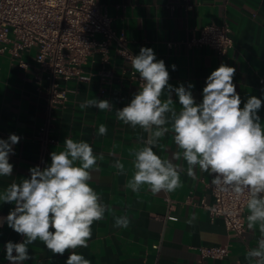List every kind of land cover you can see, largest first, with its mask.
Returning <instances> with one entry per match:
<instances>
[{"label":"crops","instance_id":"obj_1","mask_svg":"<svg viewBox=\"0 0 264 264\" xmlns=\"http://www.w3.org/2000/svg\"><path fill=\"white\" fill-rule=\"evenodd\" d=\"M110 17L111 26L123 33L133 55L141 47L154 50L157 59H163L170 73L169 83H192L196 102L202 101V90L207 77L221 63L236 68L234 84L246 102L249 96L264 100V0H192L187 9L179 0H95ZM226 23L233 40L227 52L218 56L207 46L188 45L197 34V28L209 23ZM170 43V44H168ZM34 49L24 51L22 57L28 67L16 65L7 55L0 54V138L10 134L21 137L10 156L14 170L9 177H0V191L11 182L19 183L30 177L29 169L38 166L40 147L37 134L46 119L47 84L45 74L36 78L37 70L32 60ZM109 63L101 64L98 56L82 65L84 78H71L58 82L68 89L67 101L51 109L46 132L49 141L43 154L41 168L50 164V153L63 150L66 137L88 142L95 154H104L98 160V170L92 171L90 186L100 195L110 211L104 219L94 222L87 248L75 251L91 264H248L245 259L249 248L257 246L260 236L258 225L248 228V210L244 214L246 228L242 238L228 234L219 217H210L200 201L213 200L209 185L212 176L197 167L194 177L182 165V187L174 192L153 195L142 186L139 192L126 187L132 176L131 153L140 147V137L147 134L139 127L133 129L118 121L115 110L130 103L139 90L135 80L128 76L130 62H123L113 48L109 50ZM175 65V70L172 69ZM132 68V67H131ZM101 71L105 74H101ZM107 99L113 111H100L96 107L81 109L85 99ZM166 95L161 99H166ZM173 100L178 98L173 94ZM264 126V106L258 113ZM100 124L107 126V134L98 135ZM172 132L161 139L159 155L168 157L178 151ZM119 159L125 164V174L113 167ZM167 199L170 204L168 205ZM13 204L0 203V217H5ZM127 215L130 225L126 229L114 228L113 217ZM171 215V218L168 217ZM23 237L3 224L0 227V264L5 259L7 241L21 242ZM228 244L229 253L223 258H198L201 245ZM32 259L24 264H65L69 255H54L43 242L29 245Z\"/></svg>","mask_w":264,"mask_h":264},{"label":"clouds","instance_id":"obj_2","mask_svg":"<svg viewBox=\"0 0 264 264\" xmlns=\"http://www.w3.org/2000/svg\"><path fill=\"white\" fill-rule=\"evenodd\" d=\"M128 60L133 74H138L139 90L130 103L115 110V115L124 125L142 129L147 138L140 137L141 146L131 153L133 172L126 187L136 193L147 186L153 195L174 192L182 187V165L176 163L181 160L186 162L189 176L194 177L197 167L209 173L217 189L237 198L247 195L248 228L255 230L258 225L260 236L245 259L248 264H264V126L258 114L264 100L249 96L241 107L242 98L233 82L236 68L224 63L207 77L202 101L197 103L192 92L195 85L170 84L165 61L157 59L152 48L141 47L139 54L128 56ZM79 107L113 111L107 99H85ZM107 131L105 124L99 125L98 135ZM169 131L178 151L162 157L154 149L161 147V139ZM20 139L14 133L0 138V177L12 175L10 156ZM50 158V164L43 168L31 167L29 178L13 181L0 191V203L14 205L7 216L0 217V227L6 223L23 237L21 242L5 243L9 264L31 260L28 246L37 240L54 255L68 252L65 264H91L75 250L88 247L91 226L110 211L89 183L104 154H95L84 140L66 137L63 150L51 152ZM113 167L118 174H125V164L119 159ZM113 221L114 228L130 225L127 215L114 216Z\"/></svg>","mask_w":264,"mask_h":264},{"label":"built area","instance_id":"obj_3","mask_svg":"<svg viewBox=\"0 0 264 264\" xmlns=\"http://www.w3.org/2000/svg\"><path fill=\"white\" fill-rule=\"evenodd\" d=\"M189 9L192 0H179ZM106 10L95 0H0V54L7 55L20 68L28 63L22 57L24 51L34 49L32 60L37 72L36 78L44 73L47 84L46 119L37 134L41 167L45 147L49 139L46 132L51 118V109L63 105L68 99V89L58 82L71 78H84L82 65L98 56L101 64L109 63L110 47L123 62L133 55L127 39L110 23ZM188 45L207 46L216 55L222 56L232 46L226 23H209L197 28V34L186 42ZM170 44V43H168ZM101 74L105 72L101 71ZM128 76L139 86L138 74L128 68ZM213 198L210 204H200L208 210L210 217H219L228 234L242 238L245 228L247 195L236 197L221 191L212 183L209 185ZM168 205L170 204L167 199ZM171 218V215H168ZM229 253L228 244L201 245L198 258H223ZM3 264H9L6 260Z\"/></svg>","mask_w":264,"mask_h":264}]
</instances>
